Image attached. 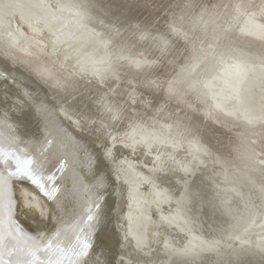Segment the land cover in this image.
<instances>
[{"label": "bare ground", "instance_id": "obj_1", "mask_svg": "<svg viewBox=\"0 0 264 264\" xmlns=\"http://www.w3.org/2000/svg\"><path fill=\"white\" fill-rule=\"evenodd\" d=\"M13 1L21 2L28 12L9 1L2 7L6 12L0 14L4 22L18 11L26 14L35 28L40 16L48 14L42 0ZM149 1L145 5L133 0L135 5L127 6L122 0H68L63 2L62 12L69 11L72 5L87 14L80 10L75 18L71 12L64 13L58 17L67 23L58 21L56 28H50V33L62 42L74 32L71 23L74 18V23L86 26L104 40L107 46L101 56L104 62L109 59L112 64L104 79L112 82L100 83L91 77L85 68L89 62L82 56L79 59L85 64L80 75L67 73L58 59L36 40L18 46L17 40L10 38L2 46L11 58L0 54V264H109L113 262L116 244L125 264H164L171 252L163 247L164 242L168 241L173 249H187L190 235L197 232L209 244L226 245L239 230L264 216V166L258 162V157L264 162V122L242 123L236 92L222 95L224 99H219L216 106L230 117L225 126L214 107L208 105L209 96L203 86L199 84L201 102L195 103L176 90L172 80L187 60L188 42L192 38L189 34L185 36L183 42L188 45L184 46L185 43L172 39L164 30L136 27L134 22H140L136 10L151 12ZM168 1L162 10L169 9L174 16L183 2ZM200 2L190 1V8L195 10ZM32 11L41 14L37 20L31 18ZM149 15L143 25L165 22L155 12ZM199 15L196 13L191 21L199 24L201 37L215 41L220 54L217 56L239 61L229 55L234 44L256 41L252 36L236 37L233 28L220 35L223 16L211 14L213 22L207 29L208 24H203L204 18L199 19ZM120 21L124 23L119 24ZM194 41L195 38L191 43L195 45ZM209 41L206 42L211 44ZM198 47V44L194 47L191 66L195 73L213 60L208 44H204L202 51ZM80 53V49L75 51L76 56ZM98 67L103 69L101 65ZM210 71V76L215 73L213 61ZM188 78L185 90L198 88L197 80L191 75ZM121 80L122 85L116 86ZM133 88L136 94L128 99L130 103L125 99L126 90ZM143 92L155 102L142 97ZM14 98L20 107L12 113L9 106ZM69 119L80 124V128ZM142 128L158 138L110 149L118 132ZM253 132L260 135L255 141ZM193 134L201 138L208 150L201 164H193L194 156L186 145ZM162 135L167 138L165 145L159 143ZM168 151L173 152L170 157ZM157 155L162 156L161 168L153 170ZM126 163L134 166L135 175L146 180L139 187L143 193L152 188L163 196L162 206L145 205V209H152L146 256L134 248L131 240H123L135 185L119 175ZM192 167L196 168L194 172ZM26 172L41 182L42 190L37 191L35 185L23 178ZM112 180L117 184L113 194ZM18 184L27 186L32 199L31 208L23 212L19 209ZM19 212L22 219H17ZM175 212L184 222L178 228L161 218ZM85 244L90 247L85 249ZM196 260L192 262L182 255L173 264H264V254L236 252L227 259L220 250L205 252Z\"/></svg>", "mask_w": 264, "mask_h": 264}, {"label": "rangeland", "instance_id": "obj_2", "mask_svg": "<svg viewBox=\"0 0 264 264\" xmlns=\"http://www.w3.org/2000/svg\"><path fill=\"white\" fill-rule=\"evenodd\" d=\"M9 1L14 3L15 5H17L18 3V5H20L18 7L23 8L24 9L23 11L28 12L26 8L21 7L22 6L21 2H14L13 0H8V1L0 0V14H4L6 12L5 10L2 9V7L4 5L6 6V4L8 5L10 3ZM42 1L44 2L45 6L48 9V14L47 16L41 17L40 16L41 14L33 13L32 11L33 16L31 15V18H34L36 20L39 18V16L41 18V19L39 18L40 22L38 23L35 22V24L36 23L37 25L39 24V26L36 25L35 28L29 24V21L25 17L26 14H23V13L20 14V12L18 11L12 12L10 17L7 18L6 22L8 23L4 22L3 19H0V44H1L0 54L3 53L4 56L7 55L6 57L11 58L10 55L6 53L8 51L2 48V46H5L4 45L5 42L7 40H10V38H12L13 41L17 40L18 46L27 45L29 40H36L41 43V45L44 47V50L47 53L50 52L49 54H53L55 58L58 59V62L62 64V67L65 69L67 73L73 76L80 75V72L83 69V64H85L83 61H80L79 59L82 56L83 60H86L87 62H89V66H85V68L90 71L91 77L95 78L96 81L100 83L101 82L103 83V80H107V82H110L111 80L106 79V78L104 79V76L106 75V72L110 70L112 64L109 59L104 62L103 60L104 58L103 56H101V54L104 51V48L107 46V43H105L104 40H102L97 34H95L93 31H92L93 33H91V31L88 30L86 26L81 27V25H79L78 23L76 22L74 23V20H73L74 18L72 19L70 18L72 20L71 23H72V29L74 32L72 33L69 39L65 38L62 42L61 41L59 42V40L53 34V32L50 33L51 32L50 28H53V27L56 28L55 26H58L57 24H59L58 21L60 22L63 21V23H67L64 19L61 18L62 15H65L64 13L71 12V14H73V17L76 18L78 17L79 12L82 11V13H84L85 11H83V9L77 6L71 5L69 6V11L62 12L61 9L65 8V5H63V2L68 1V0H42ZM122 1L127 6L130 4L135 5L133 0H122ZM140 1L143 4L146 3V0H138V2ZM190 1L192 0H182L183 3H181L180 7L178 8L177 14L173 16L174 13H172L171 10L168 9L166 12L162 10L165 8L167 4V0H151L148 2L149 9L151 10V12H155L157 15H159L158 19L164 18L165 22L163 24L156 23L154 25L153 24L143 25L142 23L147 22L149 20L150 18L149 13L151 12H148L145 10L138 11L139 10L138 9L136 10L137 11L136 14H138L136 16L138 17L141 23L137 21V22H134V25L136 27L139 26L142 28H147L149 30L150 29L164 30L170 35L172 39L181 41L183 45L185 43L183 42L185 36L189 34L190 38H192L188 42L190 46L188 48V54L186 57L187 60L181 65V68L179 70L180 72H178L176 76L174 77V79L172 80V83L175 85L176 90L180 92L181 94H183L184 96L185 95L187 97L190 96L191 102L193 103L201 102L200 96H202V94L200 91L202 90L199 89V84H200V87L203 86V89H205V91L208 93V96H209L208 105L214 107L215 111L219 114L220 121L226 124L225 126H227L228 124L227 122L229 121L230 117L227 116L225 113H222L218 108H216V106L218 107L217 103L219 99L220 100L224 99V97L222 98V95L225 94L227 96V95L233 94V92H236L238 95L237 109L240 115V119L242 120V123L253 124V123H256L255 120H260L261 122H264V103H263L264 98H261L262 96L264 97V60H263L264 59V0H218V1H215V0H203L202 1L201 0L199 5L196 6L195 10L194 8L193 9L190 8L191 7ZM213 3H216V4L213 5ZM227 5H230V8H228ZM117 10H120V8ZM192 10L195 14L196 13L200 14L199 19L204 18V21L206 20L205 23L203 21V24H208L207 29H209L210 25L213 22V19H212L213 16L211 14L217 17L223 16L221 19L222 23L219 26L221 29V32H218L220 35L226 32L229 28H233L235 31L236 37L244 39L245 37L247 38L248 36H252L255 38L256 41L253 43H247L245 45L237 41L236 43L238 45L234 44L235 47L233 46L230 49V51L231 50L232 51H231V54L229 55L232 56L233 54L232 57L233 58L235 57L239 61H233L222 55L217 56L220 54L218 53L216 44H214L215 41H212V40L209 41L208 36L201 37L200 36L201 30L200 28L197 29L198 28L197 25L199 24L194 23L195 24L194 25L193 22L191 21L192 18H194L193 16H195L193 12H190ZM84 14H87V13L85 12ZM59 15L61 16L58 17ZM122 23H124V21L119 22V24H122ZM83 28L86 30L84 31ZM41 29L43 30V32ZM203 30L204 29H202V33L204 32ZM194 32L196 33V35ZM194 38H195L194 42H197L196 44H198L199 50L202 51V47L204 46V44L205 45L208 44L209 50L211 51V53L213 52V54H211L210 56L212 57L213 60H211V62L208 61L209 63L206 64L205 67H202L203 69L198 70L196 73L192 72L191 70V66L194 63L192 61H194V57H195L194 47L196 46V44L194 45L193 43H191ZM206 41L207 42L209 41L211 44L207 43ZM55 42L57 43V45L55 44ZM188 44L185 43L184 46ZM191 45H194V47H192ZM239 45H242V48L241 46L239 47ZM236 46H238L237 47L238 49L236 48ZM79 49L81 53L76 56L75 51ZM67 51H69L70 53ZM249 53L250 54L252 53L251 56ZM253 53L255 55H253ZM261 53L262 55H260ZM71 55L73 57V60H71L72 59ZM89 55L91 56L89 57ZM212 61L215 67V73L210 76L211 74L210 69H211ZM100 65L103 68L102 70L98 67ZM199 72H201V74ZM190 75L191 77H194L195 80H197L198 88H193V89L189 88L192 91L191 90L187 91L185 90V88H186V84L189 79L188 77ZM204 78H206L205 81H203ZM233 78L235 79L240 78V79L236 81ZM112 80H115V78L113 77ZM122 82L123 80H121L120 84L118 83L116 86L120 87L122 85ZM126 93H127V97L125 99L127 102H130L129 100L133 97V95L135 96L136 90H134V88L129 89V90L127 89ZM141 95H143L142 97H144L146 100L155 102V100H153V98L150 97L146 92L145 93L143 92ZM260 98L262 100L261 102H259ZM11 101L12 102L10 103L9 110L10 112L13 113V112H16L17 107H20V103L18 99L16 98L11 99ZM169 105L170 104L168 103L166 106H169ZM80 115H82V113H79V116ZM69 121L73 125H75L76 128L78 127V125H80V124H77L76 121L74 122L73 119H69ZM166 129L169 130L170 126H167ZM137 130L136 131L134 130L126 131L122 133L118 132L112 139L110 149L112 150L122 145L123 146H133L137 143L144 142L148 140L149 138L150 140L158 138V136L156 137L155 133L153 132L148 133L144 128H142V130L140 129H137ZM252 134L255 137V138L253 137L254 138L253 141H255L257 136H260L257 132H253ZM164 137L165 136L163 135L159 137V140L162 139L159 141V143H161L162 145H165L167 142V138H164ZM189 141H191L190 142L191 144L189 143ZM189 141L187 142L186 145L191 151L192 155L194 156L193 164H201L203 160L202 159L203 156H206L208 152V150L204 147L205 143L201 141V138L197 137L194 134L192 136V140L190 139ZM175 147L176 146H174V148ZM199 152L200 154H202L201 156ZM168 153H170L168 154V156L170 157L173 152L168 151ZM161 157L158 155L156 156L155 158L156 164L152 166L153 170H158L159 168H161V164H162L160 160ZM258 162L262 163L261 165L264 166V162L262 160H259V157H258ZM123 163L125 164V161H123ZM127 168L129 169L127 170ZM194 169L196 168L192 167L191 172H194ZM120 173L121 174L119 175L121 176V178H127L129 180H132V182L135 184L134 191H133V199H131V207L130 209H128L126 213L127 215H126L125 233L123 232L122 234L123 240L125 242L128 240H131L134 245V248L136 246L135 248L136 250H138L139 252L140 250H142L140 252L141 254L148 255V252H149L148 249L150 248L149 247L150 242L148 240L150 228L148 229V225H149L148 223L150 221L149 214L151 213L152 209H145V207L147 205L152 206V205H158V204L162 206L164 204L162 202L163 200L162 193L154 189L152 190V188H150L151 191H148L147 193H143L139 187L142 184H145L147 182L145 179L139 177L138 174L136 175L134 174V166L132 164L126 163V165L124 166L122 165L120 169ZM115 180L111 181V184L113 183L112 185H114V186L111 185V188H110L112 194L117 188V184L115 183L116 182ZM135 180H137V182ZM221 182H224V181L221 180ZM25 188H27V186L24 184H18L16 186L17 197L19 198V203H20L19 209H21V212H23L25 208H28V209L31 208V204H32V199ZM114 214H115V210L112 213V217L115 216ZM161 218L163 220L166 219L168 221L169 226H172L174 228H178L182 222L181 217L178 214V212H175V214L173 215H165V216L161 215ZM17 219H22V214L20 212H19V215H17ZM183 220H184V216H183ZM258 220L250 222L245 228L239 230L238 233L230 234L231 238L235 234V236L233 237L234 239L232 238L230 243L226 245H220L217 242H212L209 244L205 241V238H203V236H201V234L197 232L194 235L193 234L190 235V238L187 241L189 245L188 246L186 245L187 249H180V248L173 249L172 247L170 248V243L168 241L164 242L163 247H166L169 251H171L169 252L168 257L166 258L164 264L176 263V261L178 262L179 259L182 258V255L184 257L185 256L189 257L190 261L195 262L197 261L196 258L198 259L202 257L203 253L205 252H208V253L212 251L219 252L220 250L224 251V254L227 255V259L234 256L236 252L251 253L252 251L256 255L257 254L262 255L264 254V216H262V218ZM189 221L191 222V220ZM141 226H143L142 229H141ZM118 246L119 245L116 244L115 248L112 250V253H113L112 261L114 262V264H125L124 263L125 260L121 256L120 249ZM173 256H176V257H173ZM172 258L173 259L175 258V259L173 260Z\"/></svg>", "mask_w": 264, "mask_h": 264}, {"label": "snow or ice", "instance_id": "obj_3", "mask_svg": "<svg viewBox=\"0 0 264 264\" xmlns=\"http://www.w3.org/2000/svg\"><path fill=\"white\" fill-rule=\"evenodd\" d=\"M23 178L27 179L31 184L35 185L37 191L43 189V185L41 184V182L38 179H36L34 176H32L31 172H26V175ZM44 195H47V193L45 192ZM84 247L85 249H87L90 246L85 244ZM85 264H87V262H85ZM109 264H114V262H109Z\"/></svg>", "mask_w": 264, "mask_h": 264}, {"label": "water", "instance_id": "obj_4", "mask_svg": "<svg viewBox=\"0 0 264 264\" xmlns=\"http://www.w3.org/2000/svg\"><path fill=\"white\" fill-rule=\"evenodd\" d=\"M243 119V118H242Z\"/></svg>", "mask_w": 264, "mask_h": 264}]
</instances>
